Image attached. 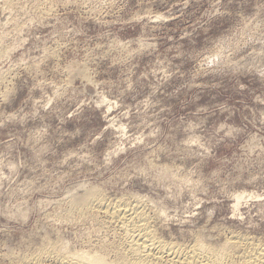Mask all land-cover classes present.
<instances>
[{
	"label": "rangeland",
	"instance_id": "obj_1",
	"mask_svg": "<svg viewBox=\"0 0 264 264\" xmlns=\"http://www.w3.org/2000/svg\"><path fill=\"white\" fill-rule=\"evenodd\" d=\"M94 190L166 242L264 244V0H0V264H121L71 211Z\"/></svg>",
	"mask_w": 264,
	"mask_h": 264
},
{
	"label": "bare ground",
	"instance_id": "obj_2",
	"mask_svg": "<svg viewBox=\"0 0 264 264\" xmlns=\"http://www.w3.org/2000/svg\"><path fill=\"white\" fill-rule=\"evenodd\" d=\"M86 196L83 203H73L71 209L74 210L71 211L82 215L85 210H97L119 225L123 234L121 264H264V244L253 242L250 238L241 240L230 237L228 242L219 247L199 239L193 245L186 246L166 242L157 236L151 224L152 216L148 206L142 203L143 200L108 204L95 190ZM254 196L248 192L238 193L235 209L239 208L242 201ZM160 213L165 214V211ZM80 253H65L62 246L55 243L43 248L34 260L40 263L54 258L60 264H114L100 254Z\"/></svg>",
	"mask_w": 264,
	"mask_h": 264
}]
</instances>
